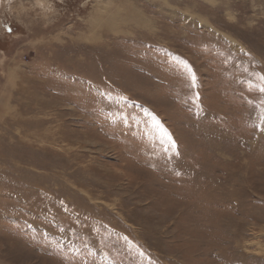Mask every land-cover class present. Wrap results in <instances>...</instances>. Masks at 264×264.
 Returning a JSON list of instances; mask_svg holds the SVG:
<instances>
[{"label":"rangeland","instance_id":"obj_1","mask_svg":"<svg viewBox=\"0 0 264 264\" xmlns=\"http://www.w3.org/2000/svg\"><path fill=\"white\" fill-rule=\"evenodd\" d=\"M262 77L264 0H0V264H264Z\"/></svg>","mask_w":264,"mask_h":264},{"label":"bare ground","instance_id":"obj_2","mask_svg":"<svg viewBox=\"0 0 264 264\" xmlns=\"http://www.w3.org/2000/svg\"><path fill=\"white\" fill-rule=\"evenodd\" d=\"M107 7V6H106ZM104 7V8H106ZM102 9V8H101ZM101 9H99L97 11V13L93 16H91V19H90V25L92 27H100L102 25H106L110 28H114L117 26V19H118V16L116 15H109L108 13H104V11H102ZM107 9V8H106ZM109 9V7H108ZM101 10V11H100ZM105 10V9H104ZM106 12V10H105ZM132 14H133V18L135 17H138L137 16V13H135V11H132ZM141 17V15L139 16V18ZM137 21V20H136ZM90 28V27H89ZM91 39V38H90Z\"/></svg>","mask_w":264,"mask_h":264},{"label":"snow or ice","instance_id":"obj_3","mask_svg":"<svg viewBox=\"0 0 264 264\" xmlns=\"http://www.w3.org/2000/svg\"><path fill=\"white\" fill-rule=\"evenodd\" d=\"M184 67H185V69L187 70V72L189 74L192 86L195 87L196 77H195L194 72L192 71L191 67L189 65H187V63H185ZM261 79H264V77H262ZM259 90L261 92H264V87H260ZM155 123H156L157 126H159V121H156Z\"/></svg>","mask_w":264,"mask_h":264}]
</instances>
